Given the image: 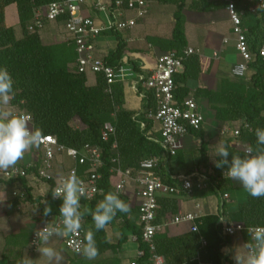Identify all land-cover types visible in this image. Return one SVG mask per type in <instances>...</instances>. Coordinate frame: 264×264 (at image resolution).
<instances>
[{
    "label": "trees",
    "instance_id": "1",
    "mask_svg": "<svg viewBox=\"0 0 264 264\" xmlns=\"http://www.w3.org/2000/svg\"><path fill=\"white\" fill-rule=\"evenodd\" d=\"M60 0H0V68H7L14 81L15 97L10 101L9 108L14 113L25 114L30 119L29 127L39 128L43 136H53L60 145L81 151L86 145L97 148L100 151L103 166L98 169V187L101 194L93 199L81 198V210L87 206L94 209L96 204L103 200L104 194L114 192L110 185V170L114 167L112 160L117 158L123 171H130L136 175L139 163L142 160L157 158V167L153 170L165 184L178 186L179 176L191 177L193 187L201 182L206 185L205 189L192 190L191 192L179 189L178 195L163 196L157 199V217L155 223H161L164 218L173 217L177 214L178 204L176 196H189L203 199L215 196L218 200V208L214 214L203 215L198 224V232L167 237L164 233H157L154 237V252L142 242L141 230L137 223V204L131 201L126 192L119 194L130 208L127 213L117 212L115 218L109 224L118 223L119 238L115 243L109 241L105 229L96 231L90 215H85L82 220L83 239L91 230L94 235L98 256L107 251L115 252L127 241L124 231H129L136 239L138 251L142 256L136 257L137 264H151L153 254L163 257L166 264H234L224 253L231 239L222 235L223 223L242 224L244 227L264 226V197L252 198L246 193L242 194V200L237 201L234 197L232 181L225 179L223 172L226 168H217L214 159L208 155V148L204 141L202 129L189 130L186 136L198 139L195 145L196 153L184 163L180 150L174 157L164 156L157 133L153 132L154 122L149 115L154 114L155 102L152 93L145 91L142 97L141 111L139 113L123 108L124 95L122 86L115 82L111 86L112 93H105L106 82L102 75H95V85L88 86L86 76L79 73L75 67L69 68L74 63L76 54L74 46L70 42L44 44L40 39L41 30L29 31L33 22V10L45 6L51 2ZM161 6H173V24L168 39L148 38V42L159 47L162 51L176 52L181 54L187 47L184 32L185 17L183 11L189 9L193 12L203 13L213 0H192L187 6V0H148ZM238 11H243L241 27L245 30V39L252 55L248 73L245 80H221L215 91L200 89L189 95L185 83L189 78L198 74V61L194 56L185 59L184 72L174 76V95L178 103L186 98H203L207 107L214 113V121L217 123H231L237 126V137L222 138L221 143L228 147L230 156H244L247 145L256 147L254 130L264 128V60L257 57L258 49L264 45V34L261 31L264 24V13L250 11V5L243 0H235ZM16 7L19 36L13 28L5 24V10L8 6ZM60 23V22H58ZM122 32L114 30L103 31L99 37L112 36L116 38V46L105 56L99 57L106 67L118 70L124 65V53L126 51L125 39ZM136 68V67H135ZM193 72V74H192ZM141 81L138 80V90H142ZM78 121L81 128L76 127ZM245 122L250 126L246 128ZM105 123H111L115 127L114 135L107 141L101 139V129ZM240 146L236 147L235 143ZM116 143L117 150L112 149ZM38 151V150H37ZM68 159V158H67ZM192 159V160H191ZM191 160V164L188 162ZM77 171V177L85 178V170L88 165L78 166L72 161ZM184 169L182 175L175 171L174 165ZM28 173L36 170L40 165V156L30 166L18 163ZM28 179H17L8 182L0 180V183L17 185L18 193L14 197L15 203H29L39 206L38 214L42 218L46 200L51 206L50 216L59 217V207L62 201L53 200L51 189L54 181L40 183L45 185V194L42 197H33L31 188L27 187ZM240 187L234 188L239 191ZM231 201L224 200L223 195ZM235 203L234 208H232ZM15 206V205H14ZM223 218V223L220 219ZM108 226V225H107ZM106 226V227H107ZM244 241H248V235L242 234ZM202 241L205 246H202Z\"/></svg>",
    "mask_w": 264,
    "mask_h": 264
},
{
    "label": "built area",
    "instance_id": "2",
    "mask_svg": "<svg viewBox=\"0 0 264 264\" xmlns=\"http://www.w3.org/2000/svg\"><path fill=\"white\" fill-rule=\"evenodd\" d=\"M225 3V11L231 24V33L234 36V48L238 56V61L232 66L230 77L235 80H245L249 64L252 61V55L249 51L245 39V30L241 27V16L243 11H238L235 0H223ZM250 5V11L256 10L264 13V0H243ZM148 0H60L51 2L43 7L33 10V22L29 26V31L41 30L45 22H60L67 36L66 41L74 46L76 59L74 62L75 69L84 75L91 73L93 75H102L106 82L105 93H112L111 86L122 79L123 70H113L106 67L101 60L94 55L96 50V41L100 34L106 30H114L116 32H126L135 28L137 22L146 18L149 12ZM103 14L104 17L98 16ZM264 34V24L261 28ZM227 43V41H224ZM194 54L193 50L186 48L181 54L169 52L157 58L155 67L150 75L141 82L145 91L152 93L155 102L154 114L149 115L153 120V132L159 135V145L164 152V156L174 157L176 153L182 149V140L185 138L189 130H199L203 124V116L198 109L197 103L193 98L189 97L178 103L175 99L174 76H176L183 67L185 59ZM256 56L264 60V45H262ZM143 78H140L141 81ZM14 115H22L25 117L28 125L30 119L25 114L14 113ZM115 127L111 123H105L101 129V139L107 141L110 136L114 135ZM228 131L222 130L221 135H227ZM231 137L238 136V129L230 130ZM239 147V143H235ZM40 152V165L31 173L27 169L22 168L18 164L16 170L9 171V174L0 173V180L4 182L25 178L36 182L54 181L55 186L58 182L67 177L70 173L77 171L75 168H69L68 172L63 175L54 173V163L56 157L65 156L73 161L75 165H88L85 170L84 182L86 195L82 198L91 200L96 195L101 194L98 187L99 175L98 169L103 166L100 151L97 148L84 146L81 151L65 148L60 145L53 136H43L40 146L34 147ZM113 150H117L116 143L112 145ZM245 153V150H244ZM114 167L110 170V185L114 192L123 194L129 187H132V196L137 201L138 213L137 223L141 230V239L150 251L154 252V237L162 229L169 226L188 225L191 232H198V224L203 216L202 208L196 204L192 212H178L173 217L165 220L163 223H155L157 217V199L160 197L178 195L179 189L191 192L192 190H202L206 185L198 182L193 187L191 177L185 178L179 176L178 186L165 184L163 180L154 173L157 167L158 159L150 158L140 161L139 170L136 175H132L130 171L121 170L118 159L112 160ZM31 164H28L30 166ZM17 192H12V197L17 196ZM223 199L227 200L228 195L224 194ZM55 223L59 220L57 216H48L41 219L39 227L34 230L29 239L30 251L37 252V244L35 232L43 228L44 221ZM221 221V220H220ZM223 223V221H221ZM247 232V228L242 224H226L223 223L222 235L229 237L231 240L237 235ZM83 240V230L78 234L70 235L63 238V245L66 251L74 256H80L75 251V246L79 241ZM249 240V235H248ZM246 243V242H245ZM202 246L205 242L202 241ZM224 253L228 255L224 248ZM142 252H138L137 257L142 256ZM151 264H166L163 257L153 254L150 260ZM128 264H137L131 261Z\"/></svg>",
    "mask_w": 264,
    "mask_h": 264
},
{
    "label": "crops",
    "instance_id": "3",
    "mask_svg": "<svg viewBox=\"0 0 264 264\" xmlns=\"http://www.w3.org/2000/svg\"><path fill=\"white\" fill-rule=\"evenodd\" d=\"M191 1L187 0V6ZM212 2L213 4L211 3L208 6V10L203 13L193 12L189 9L183 11L185 17L184 32L187 41L186 48L193 50L194 54L192 56L197 58L199 66L196 77L189 78L185 83V87L188 89L190 96L200 89L215 91L221 80H235L230 77V71L232 66L238 61V56L234 48V36L231 33V24L226 15L225 3L223 0H213ZM149 4V12L146 18L137 22L134 29L121 33L127 46L123 58V77L116 82H119L122 86L124 95L123 108L136 113L141 111L142 97L144 95L143 88L141 91L138 90V80L140 78H147L153 71L157 58L166 54L159 47L148 42V38L168 39L173 24V6H161L155 2H149ZM151 4H155L156 6ZM15 13L13 12L10 15L11 25L8 27L13 28L16 33L17 30L20 31L16 7ZM165 15L167 16L166 18L164 17ZM98 16L104 17L103 14H99ZM186 16L192 17L193 20H187ZM6 22L5 10V24ZM200 26H203V28H200ZM198 31L199 33H197ZM39 36L44 44L67 42V36L61 23L45 22L44 28L39 32ZM110 38L113 39V42L106 41V39ZM224 41H227V43H224ZM110 43L113 44V47L108 48ZM115 46V37L102 36L101 39H97L96 41L94 55L96 57L105 56ZM73 66L74 63H71L68 67L72 68ZM184 69L183 64L182 69L177 75L182 74ZM85 76L87 85L94 86L95 75L88 73ZM194 101L197 103L198 109L203 116L201 129L204 133V141L208 149L210 145L212 147L213 137H207V128L214 129L216 137H231L229 133L230 130L237 128L235 124L215 122L214 113L207 107L206 100L197 98ZM262 116L264 117V112ZM222 130L228 131V134L219 135V131L221 132ZM181 150H183V147ZM60 160H63L62 156L56 157L55 170L57 164L63 165ZM72 166L73 163L69 168H72ZM29 183L28 181L27 187H29ZM16 188L17 185L14 184L0 183V264H22L27 259L32 260V264H48L45 258H41L38 251L33 253L29 248L30 235L39 227L41 217L37 210V214L32 215V217L30 216L31 219L27 220L26 218L29 213H23L21 211V208L26 203L12 204L14 202L12 192L16 191ZM129 196L131 201H133L134 196ZM175 198L178 204L177 213L192 212L196 204L201 206L203 215L207 213L214 214L218 208V200L215 196H209L203 199L194 198L192 195L176 196ZM169 218H164L161 223ZM117 229V222L108 225L105 229L106 235L112 243H115L119 238ZM189 231L188 225H179L169 226L160 232L166 234L167 237H176L186 234ZM124 235L127 237V241L122 244L118 251H107L92 260L86 259L83 255L74 256L66 251L63 245V238L53 237L48 246L53 247L59 253L61 257L59 264H128L135 260L139 251L136 239L131 232L124 231ZM234 239L225 248L226 250L240 247L245 243L242 234L237 235ZM130 241L134 247L128 244ZM127 253H133V255L125 259L123 256L127 255ZM228 257L235 264L231 252H228ZM52 264H57V262L53 261Z\"/></svg>",
    "mask_w": 264,
    "mask_h": 264
},
{
    "label": "clouds",
    "instance_id": "4",
    "mask_svg": "<svg viewBox=\"0 0 264 264\" xmlns=\"http://www.w3.org/2000/svg\"><path fill=\"white\" fill-rule=\"evenodd\" d=\"M260 7H264L261 4ZM14 81L7 68H0V173L9 174L16 170V165L24 158L25 153L34 147H39L43 139L41 129L29 127L22 115H14L10 110V101L15 97ZM244 126L251 130L245 122ZM256 147L247 145L244 156L232 155L228 147L218 142L215 144L214 159L217 168H226L223 172L225 179L238 181L244 191L252 198L264 197V128L254 130ZM52 199H59L62 204L59 207V220L55 223L44 221V227L35 232L37 251L41 258H45L48 264L53 261L59 264V253L48 246L53 237L65 238L78 234L82 228V220L85 215H90L96 231H101L115 218L117 212L127 213L129 206L120 199L118 192L104 194L94 209L87 206L81 210L80 200L86 195L84 182L70 173L61 179L57 186L51 189ZM43 216L48 217L52 213L51 206L43 201ZM37 206L33 212L38 210ZM221 221L225 219L221 218ZM249 240L240 247L228 249L231 252L235 264H264V226L248 227ZM75 251L86 259H95L98 249L93 232L89 230L84 239L75 246ZM22 264H32L27 259Z\"/></svg>",
    "mask_w": 264,
    "mask_h": 264
},
{
    "label": "rangeland",
    "instance_id": "5",
    "mask_svg": "<svg viewBox=\"0 0 264 264\" xmlns=\"http://www.w3.org/2000/svg\"><path fill=\"white\" fill-rule=\"evenodd\" d=\"M190 1V0H189ZM188 4V3H187ZM150 5V4H149ZM151 5H155V4H151ZM156 6V5H155ZM148 9H149V7H148ZM15 13V6L14 5H10V6H8L7 8H6V19H7V22H6V25L7 26H9V25H11V14L12 13ZM191 13V12H190ZM15 15H16V13H15ZM165 18L167 17L166 15L164 16ZM190 17V16H189ZM189 17H187L186 16V19L187 20H193L192 19V17H190V19H189ZM203 19V18H202ZM190 22V21H189ZM193 26V25H192ZM194 27V26H193ZM200 28H203V26H200ZM19 33H20V31H18L17 30V32H16V35L17 36H19ZM197 33H199V31L197 32ZM102 37H99L98 39H101ZM106 41H108V42H113V39L112 38H110V39H106ZM111 47H113V44L112 43H110V45H109V47L108 48H111ZM75 125H76V127H78V128H81V125H80V123L76 120L75 121ZM216 133H215V130L214 129H212V128H207V137H213V140H212V147H211V145H210V147H209V151H208V155H209V157H210V159L212 160L213 158H214V156H215V144L216 143H218V142H221V138L222 137H216V135H215ZM221 134V132L219 131V135ZM186 137V136H185ZM197 143H198V139H195V137H191V136H187L186 138H184L183 140H182V147H183V150H180V153H181V156H182V158L184 159V163L185 162H187L186 160L189 158H191L193 155H195V154H197L196 153V148H195V145H197ZM38 156H40V152L39 151H37L35 148H32L30 151H28L27 153H25V156H24V158L21 160L23 163H26V164H32V163H34V161L38 158ZM62 159L63 160H60L61 162H62V164L64 165H59V164H57V166H56V170H55V163H54V173L56 174V175H63V174H66L67 172H68V170H69V167H70V165L72 164V161L71 160H69V159H67L66 157H64V156H62ZM58 160V159H57ZM192 160V159H191ZM191 160L188 162V165H189V163L191 162ZM20 161V162H21ZM191 164V163H190ZM172 165H174V168H175V171H178V173L180 174V175H182L183 174V172H184V169L183 168H181V167H177L176 165H175V163H173ZM30 183H29V188H31V191H32V195L34 196V197H40V196H42V195H44L46 192H45V190H46V188H45V185L44 184H42V183H40V182H36V181H31V180H28ZM232 184H233V186H232V188L233 189H230V191L232 192V190H233V194H234V197H235V199L237 200V201H240V200H242V194H244V193H246L245 191H244V189L242 188V186L240 185V183L238 182V181H232ZM236 186H239L240 188V190L239 191H234V188H236ZM126 192H127V194H129V195H133L132 194V192H133V190H132V187H129L127 190H126ZM247 194V193H246ZM232 194L231 193H229V197H228V199L227 200H229V202L231 201V196ZM248 195V194H247ZM135 199H133V202H134V204H136L137 203V201L135 200ZM234 206H235V203L233 204V206H232V208H234ZM36 207L35 206H32L31 204H29V203H26V205H24L22 208H21V211H23V213H29L28 215H27V220H30L31 219V217H32V215H35V214H37L36 212H33L34 211V209H35ZM26 215V214H25ZM31 216V217H30ZM235 238V237H234ZM233 238V239H234ZM20 240V239H19ZM234 240H236V239H234ZM129 245H132L133 246V244H132V242L130 241L129 243H128ZM134 247V246H133ZM132 252H133V250H132ZM133 255V253H127V255H124L123 257L126 259V258H129V257H131Z\"/></svg>",
    "mask_w": 264,
    "mask_h": 264
}]
</instances>
